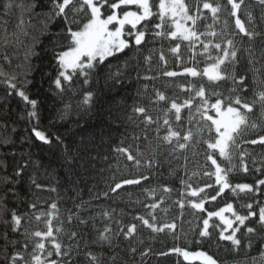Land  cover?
I'll use <instances>...</instances> for the list:
<instances>
[{"label": "trees", "instance_id": "trees-1", "mask_svg": "<svg viewBox=\"0 0 264 264\" xmlns=\"http://www.w3.org/2000/svg\"><path fill=\"white\" fill-rule=\"evenodd\" d=\"M20 2L28 3L29 0H17V3ZM43 2L47 4L48 0ZM187 2L192 4L194 0ZM212 2L225 7L215 23L211 13L203 11L205 19L197 22V30L208 31L207 25L212 24L211 30L218 33L215 41L223 38L234 40L238 49L236 72L247 76L245 84L248 90L240 95L251 102L254 93L260 90V81L264 79V5L259 0H244L241 6L240 18L250 31L257 33L254 38H249L235 28V18L230 15L227 0ZM5 3L6 0H0V72L6 74L0 76V161L6 165L0 166V180L5 176L15 178L13 172L17 166L27 165L19 183L14 185L16 195L9 194L5 201L9 209L27 214L22 221L21 233L24 229L29 234L46 231L45 221L51 219L54 235L65 248L71 246L74 250L71 257L73 264H87L84 253L88 251L99 255L103 264H201L198 260L185 261L181 255L171 251L175 247L207 252L217 264H264V231L260 230L255 217L247 223L257 228V232L249 235L241 228L237 233V238L241 240L238 247L231 241L220 239L219 233L224 225L218 217L210 220V225H218L209 228L211 237H199L207 214L191 207L190 201H198L199 198L189 194L190 190L184 182L192 187L212 184L214 188H206L201 195L214 194L215 188L219 187L215 185V177L204 175L205 171H214L210 161L205 159L209 150L200 135H196L185 149L176 147L175 140L171 144L162 140L167 131V126L163 124L165 118L182 135L188 128L196 133L198 126L205 127L203 139L208 138L206 122L195 111L199 98H196L191 110L184 108L181 111L180 121L175 120L174 111H167L171 100L182 103L194 95V91H184L182 85L195 84L199 87L203 83L207 92L216 91L227 97L231 81L214 86L206 77L164 75L165 71L183 72L184 67L194 66L195 62L191 59L193 53L186 47L188 42L185 41L180 45L181 59H177V54L172 53L170 48L179 41L152 37L135 59L123 55L120 60L109 58L110 68L99 74L93 73L87 83L81 74L74 75L70 84L62 80L64 90L61 91L54 83L59 70L55 53L66 50L68 40L62 33L60 21L47 19V7L37 8L39 15H29L19 8L6 13ZM21 18L24 20L22 25L19 24ZM201 39L207 42L213 38ZM199 51L201 48L198 47ZM161 53L166 64L160 59ZM148 55L152 57L150 62L144 59ZM253 57L254 63H250ZM125 60H128L126 68L123 67ZM195 60L199 61L195 64L198 70L206 66L204 57L197 55ZM117 65L122 72V83L107 78V73L115 72ZM12 76L16 77L13 82L17 88H23L30 99L37 101L36 117L29 116L31 105L26 104L6 82V77ZM145 76L153 79H144ZM156 91L163 93L167 99L157 101ZM89 93L92 94L91 99H88ZM215 98H211L212 102ZM137 106L146 107L156 123H144V117L133 111ZM260 111L257 105L255 114H250L251 119L258 123ZM33 128L45 132L53 143L49 145L40 141L35 137ZM258 134L264 135V131L246 132L233 153L236 168L228 174L233 185L248 183L255 188L256 182L264 179V146L245 143V140ZM121 147L136 155L140 164L116 151ZM242 152H247L243 160L248 165V172L240 167ZM149 159L154 160L152 167L147 166ZM142 176L147 179H141L138 185H126L116 192L111 191V187L124 178ZM33 179L42 186L40 189L32 183ZM5 187L13 185L0 184V194ZM165 188L170 191H164ZM258 188L255 194L225 190L215 201L206 203L205 208L217 211L232 203L238 214L258 213L259 208L264 207V185ZM31 203H36L37 207L31 208ZM53 203L57 205L56 209L51 208ZM248 203L253 205L251 210L244 207ZM152 204L159 206L152 208ZM41 213L46 215L36 220L35 216ZM140 216L160 227L166 223H175L177 227L174 231L165 228L162 232H154L137 219ZM226 216L231 218L230 213ZM4 217L9 218V215L5 213ZM131 224L137 225V231L131 238H126L124 232ZM106 227L112 230L108 233L110 246L99 241V233ZM5 230L0 223V232ZM8 231L10 240L24 241L21 233ZM73 232L77 234L75 237L71 236ZM39 239L29 235L25 259H31L29 254ZM4 243L0 239V264H6ZM44 243L46 250L51 251L50 241ZM133 248L135 252L131 251ZM13 250L9 246L7 254ZM51 259L60 257L54 254Z\"/></svg>", "mask_w": 264, "mask_h": 264}, {"label": "snow or ice", "instance_id": "snow-or-ice-1", "mask_svg": "<svg viewBox=\"0 0 264 264\" xmlns=\"http://www.w3.org/2000/svg\"><path fill=\"white\" fill-rule=\"evenodd\" d=\"M259 2L264 5V0H259ZM243 3L244 0H227V5H230V15L235 18V28L238 29L239 33H243L244 36L254 38L257 33L250 31L238 14ZM44 7L48 8L45 15L49 21H60L62 33L68 40L67 49L55 53L59 70L54 83L61 91L64 90L62 80L70 84L74 75L81 74L85 77L84 82L87 83L88 78L93 73L99 74L104 72L106 68H110L111 60L109 58L120 60L123 55L124 57L135 59L143 50V47L151 42L152 37H168L179 41L174 47L170 48L172 53L177 54V59H181L179 57L180 45L185 41L188 42L186 47L193 53L191 59L195 62L194 66L184 67L183 72L165 71L164 75L168 77L188 75L201 79L206 77L207 81L214 86H219L221 82L227 83L231 81L232 87L229 89L230 94L227 97L216 91L207 92L203 83L199 87L195 84L182 85L181 87L184 91H194V95L185 99L182 103L171 100L170 108L167 111H174L175 120L180 121L181 111L184 108L191 110L194 101L199 98V104L196 106L195 111L201 120L206 122L208 138L203 139L202 134L205 131V127L198 126L196 133L191 128H188L182 135L181 131L173 129L170 121L165 118L163 124L167 126V131L162 140L168 144L175 140L176 147L185 149L190 146L196 135H200L201 140H203L207 145V150H209L206 152L205 159L206 162L210 161L214 171H205L204 175L215 177V185L219 187L215 188L214 194L201 195V193H205L206 188H214L212 184H207L204 187H192L191 184L184 182L186 188L190 190L189 194L192 197L199 198L198 201H190L191 207L207 214V218L202 221V228L198 233L199 237H211L212 233L209 228L218 227V225H210V220L213 217H218L224 225L219 233L220 239L231 241L237 247L241 243V240L237 238V233H240L241 228H244L249 235L257 232V228L249 226L247 223L251 217L256 218L255 222L259 224L260 230L264 231V207H260L258 213L249 211L246 215L238 214L232 203L226 204V206L219 208L217 211H208L205 208L206 203L215 201L218 196L224 194L225 190H230L232 193L255 194L259 191L258 186L264 185V179L258 180L255 188L252 184L241 183L233 185L229 181L228 174L236 168V165L233 164V153L238 149L239 141L244 138V134L249 130L257 133L264 131V79L260 81V90L254 93V99L251 102L247 98H242L240 93L248 90V86L245 84L247 76L243 72L240 74L236 72L238 49L234 44V40L223 38L215 41L218 33L211 30L213 28L212 24L207 25L208 31L197 30V22L205 19L203 11L210 12L215 23L218 19V14L225 5L218 2L213 3L212 0H194L192 4H189L187 0H48L47 4L43 0H29L28 3L6 0L4 4L6 13L19 8L29 15H39V13H36V9ZM23 23L24 20L21 18L19 24L22 25ZM126 26H128L127 31H125ZM59 34L57 33V35ZM201 37H211L213 39L205 42ZM198 47L201 48L199 52H197ZM197 55L204 57L206 62V66L199 70L195 66L196 63H199V61L195 60ZM5 59H7V56H5ZM144 59L146 62H150L152 57L148 55ZM160 59L165 64L167 63L162 53ZM105 61H108V64H105ZM249 62L254 63V57ZM127 66L128 60H125L123 67L126 68ZM116 67L117 70L115 72L109 71L107 73V78L117 83H122L120 65ZM4 75L6 74L0 72V76ZM144 79H153V77L145 76ZM15 80V76L6 77V82L10 88L17 92L26 104L31 105L32 111L29 116L36 117L37 101L30 99L23 88H17V84L13 82ZM91 95V93L88 94V99H91ZM155 96L157 101H165L167 99L159 91L155 92ZM213 96L216 97L214 102L211 100ZM257 105L260 106L261 110L260 116L257 118L260 121L259 123L251 119V115L255 114L254 110ZM133 111L144 117V123H156L153 117L148 114L146 107L137 106ZM32 131L40 141L49 145L53 143L52 138L46 135L45 132L36 128H33ZM56 139L59 140V137H56ZM8 142L10 141H4V143ZM245 143L264 146V135L258 134L255 138L245 140ZM116 151L126 154V159L134 161L137 165L140 164V160L128 148L121 147L117 148ZM246 155L247 152L240 154V167L244 172L249 171L247 163L243 160ZM219 158L223 159L219 160ZM153 163L154 160L149 159L147 166L152 167ZM0 166L6 167L2 161H0ZM26 167L27 165H19L13 172V177L15 178L5 176L3 180H0V184L13 185V187H5L3 193L0 194V223L6 229L0 232V239L5 242L3 245L6 253L4 260L6 264H73L71 257L74 250L71 246L65 248L54 235L51 219L45 221L46 231H35L29 234L27 229H24L21 233L22 221L27 214H18L15 209H9L5 203L9 194L16 195L14 185L19 183V178ZM141 179H147V177L124 178L122 181L116 182L111 187V191L116 192L126 185H138L141 183ZM32 183L37 189L42 187L34 179ZM52 190L54 191L55 189ZM164 191H170V189L165 188ZM158 206L157 204H152L150 207L156 208ZM30 207L36 208L37 205L36 203H31ZM180 207L183 208L184 204L181 203ZM244 207L251 210L253 205L248 203ZM51 208L56 209L57 205L53 203ZM5 213L9 215V218L4 217ZM225 213H230L231 218L226 216ZM43 215L46 214L41 213V215L35 216V219L40 220ZM137 219L154 232H162L165 228L174 231L177 227L175 223H166L160 227L143 216L137 217ZM81 223L86 224L87 221H81ZM8 230L13 233H21L24 236V241L10 240ZM111 231L107 227L101 231L99 233V241L110 246L111 238L108 233ZM136 231L137 225L131 224L127 227V231L124 232V236L131 238ZM29 235L40 239L33 245V252L29 254L31 259L27 260L24 253L29 247ZM76 235L75 232L71 234L72 237ZM44 241H50L52 245L51 251L46 250ZM248 243L251 246V240ZM16 245L20 247L16 248ZM9 246L14 249L11 254H7ZM131 251L135 252L136 249L133 248ZM171 251L181 255L185 261L198 260L201 264H217V261L204 251L190 252L180 247H175ZM54 254L60 259H51ZM146 254L142 253V255ZM167 254L161 253V255ZM84 255L87 257V264H103L100 256L91 251L85 252ZM112 259L114 260L115 257Z\"/></svg>", "mask_w": 264, "mask_h": 264}, {"label": "rangeland", "instance_id": "rangeland-1", "mask_svg": "<svg viewBox=\"0 0 264 264\" xmlns=\"http://www.w3.org/2000/svg\"><path fill=\"white\" fill-rule=\"evenodd\" d=\"M134 10V9H133ZM225 215H227V213H225ZM225 234H228V233H225ZM199 251H202V250H199ZM190 252H196V251H190Z\"/></svg>", "mask_w": 264, "mask_h": 264}]
</instances>
